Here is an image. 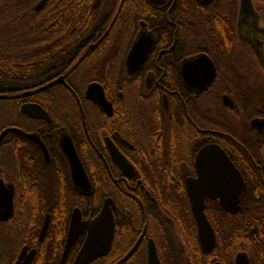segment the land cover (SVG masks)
Wrapping results in <instances>:
<instances>
[{"label": "flooded vegetation", "instance_id": "obj_1", "mask_svg": "<svg viewBox=\"0 0 264 264\" xmlns=\"http://www.w3.org/2000/svg\"><path fill=\"white\" fill-rule=\"evenodd\" d=\"M79 3L87 29L72 49L75 57L62 73L25 91L63 80L27 96L0 93L7 95L0 99V135L10 128L36 135L47 151L45 156L37 143L16 132L0 139V264H75L87 233L64 257L72 213L79 209L82 221L91 220L106 200L113 218L110 247L88 264H148L150 241L160 264H240L241 254L252 264L245 244L261 230L235 228L233 218L249 210L244 203L250 196L264 197V132L251 125L264 119V104L253 107L250 97L264 88V0H250V13L241 11V0ZM202 56L215 68L205 88L197 60ZM231 68L243 79L241 105ZM78 83L84 85L81 96L74 91ZM92 83L101 86L109 107L87 100ZM5 102L12 111L5 112ZM23 104L38 105L47 119L22 114ZM67 137L88 177V194L70 178L59 145ZM209 145L225 152L246 188L235 215L218 200H205V215L207 205L228 215L219 246L209 221L215 246L205 252L186 182L198 178L195 158ZM110 149L132 170L122 169ZM95 185L101 200L90 216L72 204L91 199Z\"/></svg>", "mask_w": 264, "mask_h": 264}, {"label": "trees", "instance_id": "obj_2", "mask_svg": "<svg viewBox=\"0 0 264 264\" xmlns=\"http://www.w3.org/2000/svg\"><path fill=\"white\" fill-rule=\"evenodd\" d=\"M38 1L0 0V93L13 94L31 90L47 78L62 73L66 63L75 57L72 49L86 37L87 26L81 20V11L78 9L81 0H48L40 11H35ZM228 74L241 105L245 89L242 76L232 68ZM83 89L82 83L74 87V91L80 96ZM250 97L253 107H257L260 102L264 104V88L250 92ZM254 110L255 108L252 109L253 113ZM81 157L85 161V157ZM261 167V175L264 176V162ZM253 175H259L258 171L253 172ZM94 189L91 199L85 202L74 200L72 206L76 205L83 212L94 216L101 200L96 185ZM151 192L159 191L153 188ZM244 206H248L249 210L233 218L235 228L244 226L246 229L255 225L260 228L261 234L248 237L245 249L251 251L252 264H264V197L252 195ZM206 215L217 231L219 246V237H224L226 233L221 226L226 224L228 215L222 211H211L208 205ZM239 241L240 239L236 244L241 249L244 248Z\"/></svg>", "mask_w": 264, "mask_h": 264}, {"label": "water", "instance_id": "obj_3", "mask_svg": "<svg viewBox=\"0 0 264 264\" xmlns=\"http://www.w3.org/2000/svg\"><path fill=\"white\" fill-rule=\"evenodd\" d=\"M47 1L48 0H40L35 5L34 10H41ZM251 9L250 0H241L242 12L250 13ZM197 60L201 61L203 67L202 74L206 75V78L203 79L205 85L203 88H205L206 85H210L213 81L215 77V68L211 61L205 56ZM62 80L63 77H60L57 81L51 82L40 89L25 91L20 95L27 96L33 94L38 90L47 88L55 82ZM4 98L6 99L7 95H0V99ZM86 98L102 109L109 107L101 86L96 83H92L88 86ZM20 112L31 118L47 119L45 111L36 104H23L20 107ZM251 125L264 132V119H254ZM9 132L19 133L23 137L37 143L42 148L45 156L47 155L44 145L36 135H27L16 129L10 128L1 133L0 139ZM59 145L67 160L70 178L74 187L80 192L88 194L91 189L90 183L72 141L67 137L61 139ZM110 152L122 169L132 170L128 162L115 150L110 149ZM195 162L198 178L188 180L186 182V189L192 216L196 224L198 240L202 249L205 252H210L215 246V234L204 212L205 200H218L223 210L229 214L235 215L240 210L239 196L246 187L240 172L218 145H209L202 148L197 153ZM9 210H11V205H9ZM84 232L87 233V236L75 260V264H88L108 251L113 234V218L110 210V200L105 201L99 214L91 220L82 221L79 209L73 211L64 257L77 238ZM238 258H242L240 264H250L245 254H241ZM148 264H160L152 241H150L148 245Z\"/></svg>", "mask_w": 264, "mask_h": 264}, {"label": "rangeland", "instance_id": "obj_4", "mask_svg": "<svg viewBox=\"0 0 264 264\" xmlns=\"http://www.w3.org/2000/svg\"><path fill=\"white\" fill-rule=\"evenodd\" d=\"M10 105H11V102H5V112L12 111V108L9 107ZM5 120H7V115H5Z\"/></svg>", "mask_w": 264, "mask_h": 264}, {"label": "bare ground", "instance_id": "obj_5", "mask_svg": "<svg viewBox=\"0 0 264 264\" xmlns=\"http://www.w3.org/2000/svg\"><path fill=\"white\" fill-rule=\"evenodd\" d=\"M208 219V218H207ZM208 221H209V219H208Z\"/></svg>", "mask_w": 264, "mask_h": 264}]
</instances>
